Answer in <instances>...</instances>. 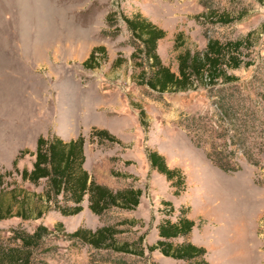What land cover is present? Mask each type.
<instances>
[{
  "label": "rangeland",
  "instance_id": "obj_1",
  "mask_svg": "<svg viewBox=\"0 0 264 264\" xmlns=\"http://www.w3.org/2000/svg\"><path fill=\"white\" fill-rule=\"evenodd\" d=\"M212 11L241 17L220 23ZM136 12L165 31L157 53L173 71L182 47L202 49L207 38L235 40L248 33L241 56L250 65L229 69L237 81L210 90H153L139 77L148 63L123 20ZM179 32L177 45H183L176 49ZM96 46L103 51L95 53L93 67H85ZM225 98L237 118L220 114L216 102ZM94 128L116 140H99ZM53 134L65 141L83 137L82 166L97 182L142 193L135 208L111 207L102 216L90 210L85 194L74 215L52 206L37 219L0 220L3 246L20 244L16 235L39 224L50 230L29 264H185L148 249L159 238L160 220L175 221L180 207L194 221L192 240L205 248L209 264H264V0H0V173L7 189L42 192L45 179L23 181L20 170L32 167L38 137ZM220 148L232 151L227 158L239 169L224 172L206 157ZM150 150L185 176L178 195L150 168ZM250 152L256 164L246 157ZM164 201L173 206L170 215ZM103 225L119 230L117 246L128 242L132 251L93 248L67 236ZM140 247L143 253H137Z\"/></svg>",
  "mask_w": 264,
  "mask_h": 264
},
{
  "label": "trees",
  "instance_id": "obj_2",
  "mask_svg": "<svg viewBox=\"0 0 264 264\" xmlns=\"http://www.w3.org/2000/svg\"><path fill=\"white\" fill-rule=\"evenodd\" d=\"M209 14L220 23H227L241 17V14L234 16L228 12L212 11ZM123 20L134 38L141 43L138 53L143 54L148 63V70H141L139 77L153 90L176 92L198 87H207L210 90L215 85H228L237 81V76L230 74L229 69H236L242 64L250 65V62L243 61L241 56L242 48H246L247 43L250 42V33L235 40L222 41L217 38H207L204 48L192 50L183 48V44L177 45V39L182 37L179 32L175 37L174 48H182L176 55L177 70L173 71L163 64L157 53V42L164 37L165 31L139 12L130 17L123 16ZM98 51H103V48L98 46L92 48L88 57L83 61L85 67H93V63L96 62L95 53ZM216 103L223 117L237 118L235 113L238 110L227 101V98ZM138 109L141 117L144 109L141 106ZM200 117L198 116V120ZM192 123H194L193 126L197 125L195 119ZM192 123H190V128ZM91 134L99 140H116L106 129L94 128ZM222 136H226V140L231 138L230 135ZM193 142L195 146L200 147L199 140H193ZM235 143L234 139H230L229 144ZM82 145V136L67 141L55 134L48 138L38 137L35 151L32 153L34 155L32 167L30 169L23 167L20 170V176L23 181L32 184H38L41 179H45V186L41 193L29 191L18 185L7 189L3 181L5 174L0 173V220L10 217L37 219L52 206L62 215H74L82 210L81 201L85 194L88 195L90 210L97 216H102L111 207L135 208L139 203L141 189L124 187L114 190L97 182L82 166L84 162ZM224 150L226 148H220L219 151L214 152L207 151L206 157L224 172L239 169V165L227 158L232 151L224 152ZM246 157L256 164L257 161L253 160L251 152L247 153ZM147 159L152 170L162 174L172 186L176 187L173 191L174 195H178L184 189L185 176L179 168L169 167L162 154L156 150H150L147 152ZM59 196L62 197L63 204H59ZM163 204L169 207L165 215H170L173 212L171 202L164 201ZM178 212L175 221L167 216L160 220L157 224L159 238L154 244L149 245L148 249L151 251L157 249L164 256L183 260L185 264H209L204 258L205 248L191 241L194 221L187 216V210L183 207H180ZM58 226L63 228L62 222H57L56 227ZM49 232L50 230L43 224L37 225L31 233L20 231L15 237L21 241L20 244L0 245V264H29L32 250ZM118 232L119 230L114 226L103 225L95 230L79 227L67 233V236L93 248L115 247L116 250L122 252L132 251L131 244L128 242H121L117 246L115 235ZM178 238L181 241L175 242ZM142 250L140 247L137 253H143ZM150 264L158 263L151 262Z\"/></svg>",
  "mask_w": 264,
  "mask_h": 264
},
{
  "label": "crops",
  "instance_id": "obj_3",
  "mask_svg": "<svg viewBox=\"0 0 264 264\" xmlns=\"http://www.w3.org/2000/svg\"><path fill=\"white\" fill-rule=\"evenodd\" d=\"M193 239V235H191V240ZM192 242H193V240H192ZM194 244H196L195 242H193Z\"/></svg>",
  "mask_w": 264,
  "mask_h": 264
}]
</instances>
